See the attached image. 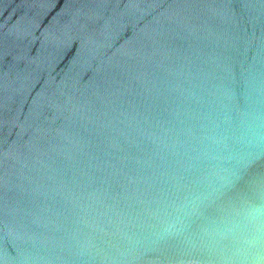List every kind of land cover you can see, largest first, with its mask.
<instances>
[{"label":"water","instance_id":"95a60500","mask_svg":"<svg viewBox=\"0 0 264 264\" xmlns=\"http://www.w3.org/2000/svg\"><path fill=\"white\" fill-rule=\"evenodd\" d=\"M0 264H264V0H0Z\"/></svg>","mask_w":264,"mask_h":264}]
</instances>
